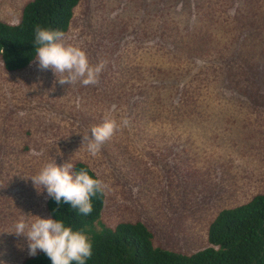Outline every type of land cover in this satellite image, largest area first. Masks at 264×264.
I'll list each match as a JSON object with an SVG mask.
<instances>
[{
	"label": "rangeland",
	"instance_id": "1",
	"mask_svg": "<svg viewBox=\"0 0 264 264\" xmlns=\"http://www.w3.org/2000/svg\"><path fill=\"white\" fill-rule=\"evenodd\" d=\"M28 1L0 0V21ZM72 22L65 41L105 64L97 85H61L38 60L8 71L0 56V264L30 255L22 216L51 218L30 177L53 160L108 185V226L206 247L222 209L264 192V0H81ZM106 117L129 123L93 157L83 135Z\"/></svg>",
	"mask_w": 264,
	"mask_h": 264
},
{
	"label": "trees",
	"instance_id": "2",
	"mask_svg": "<svg viewBox=\"0 0 264 264\" xmlns=\"http://www.w3.org/2000/svg\"><path fill=\"white\" fill-rule=\"evenodd\" d=\"M80 1L29 0L17 23L0 21V56L5 69L22 71L35 61L37 25L68 34ZM81 170L99 179L88 163L78 161L73 171ZM91 203L93 211L84 215L54 197L47 201L52 219L88 236L93 255L86 264H264V192L222 209L208 228V245L190 254L156 244L154 233L142 221L108 226L102 220L106 193H97ZM23 264H52V260L38 250L36 255H28Z\"/></svg>",
	"mask_w": 264,
	"mask_h": 264
},
{
	"label": "clouds",
	"instance_id": "3",
	"mask_svg": "<svg viewBox=\"0 0 264 264\" xmlns=\"http://www.w3.org/2000/svg\"><path fill=\"white\" fill-rule=\"evenodd\" d=\"M35 43L38 45L35 60H38L39 68H51L56 76L59 74V84L81 82L84 86H89L99 83L104 62L92 64L86 50L65 41L63 31L37 25ZM19 115L23 116L25 113L21 112ZM128 123L126 118L118 122L115 118L106 117L102 124L92 127L90 135H83V144L86 142L87 151L95 157L103 144ZM33 154L41 155L35 151ZM30 179L38 191L46 188L48 195L58 203H69L84 215L93 211L91 198L108 189L103 180L94 178L88 171L76 173L71 162L60 165L56 160L46 163ZM14 233L27 237L30 255L34 256L37 250H41L52 260V264H72L73 261L86 264V260L93 255V246L86 234L74 231L56 219L26 214L15 224Z\"/></svg>",
	"mask_w": 264,
	"mask_h": 264
}]
</instances>
